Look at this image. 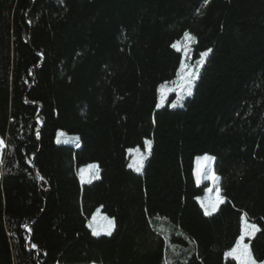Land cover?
<instances>
[{"label": "trees", "instance_id": "16d2710c", "mask_svg": "<svg viewBox=\"0 0 264 264\" xmlns=\"http://www.w3.org/2000/svg\"><path fill=\"white\" fill-rule=\"evenodd\" d=\"M187 32L211 51L182 106L157 109ZM145 139L139 174L127 152ZM0 140V264H166L167 239L189 247L178 264H237L242 215L264 262V0H0ZM205 154L225 199L212 216ZM91 163L100 178L81 185ZM97 208L111 236L88 229Z\"/></svg>", "mask_w": 264, "mask_h": 264}, {"label": "rangeland", "instance_id": "374dc122", "mask_svg": "<svg viewBox=\"0 0 264 264\" xmlns=\"http://www.w3.org/2000/svg\"><path fill=\"white\" fill-rule=\"evenodd\" d=\"M187 33H189V32H187ZM194 43H195V39L193 41H191L190 44L187 43L185 41V39H184V35L179 40H177L174 43L177 46L174 49H176V50L179 49L177 51H179L182 54V62L181 63H185L187 65L194 66L200 60L201 54L203 52L200 53L199 55H195L194 47H193ZM185 52H187V55L184 54ZM208 55H207V57H208ZM207 57L204 58V63L199 68V74H200V72H201V70H202V68H203V66H204V64L206 62ZM199 74H198V76H199ZM177 79H178V75H177L175 80L167 82V83H164L163 85H161L160 90H159V100H158V104L157 105L161 104V88L162 87L165 88V96H164V101L165 102L163 103L162 106L157 107V109H161V108H165V107H168L170 109H176V108H180L182 106V105H178L175 108L171 107V104L174 103L176 98H177V93L172 91V88L174 87V82ZM196 80L194 81V83L196 82ZM193 86H194V84H193ZM192 90H193V88H192ZM188 97H190V96H186L183 99L182 104ZM146 140L151 142V150H152V141L150 139H145L144 142H143V146L142 147L131 148L127 152L128 168L130 170L136 172V173H139V174L142 173L144 165H145V162H146L147 158L151 154V151H150V153H148V151L146 149V146H145V141ZM68 141H70V142H68ZM56 143L59 144V145L78 146L80 144V138L77 135H69V134H67V133H65L63 131H58L57 135H56ZM4 149H5V145L3 143V145L0 146V176L2 174V169L1 168H2L3 158H4L3 157ZM137 149L139 150V153L137 152ZM139 154H144L146 156V158L143 161L142 169L140 171H136L134 162L138 159ZM205 155H207V154H205ZM205 155H199V156L195 157V160H194V171H193V173H194L195 183H196V185L198 187H202V189H203L202 195L199 196L198 199H197V201L200 204V206H201V201H204L205 204H207L210 200L215 199V193H216L217 189L220 190V195L223 197L222 192H221L220 178L216 174L215 168H214L215 161H212L211 163H208L207 168H208L210 173L214 172L215 175L218 177V179L213 182L212 180L204 177V178L201 179V181L199 183H197V181H196V171H197V167H198V163H199V158L203 157ZM208 156H210V155H208ZM130 164H132L133 167H129ZM90 165H96L97 168L90 169L89 168ZM82 170H84L83 171V175H84V180L83 181L81 180V172H82ZM77 175H78V178H79V181H80L81 185L89 184V183L94 182V181H96V180H98L100 178V169H99V166L96 163H91V164L79 167L77 169ZM209 189H211L212 191L210 192ZM224 201H225V199H224ZM222 204L219 205V207H218V209L216 211H213L210 215H206V216H212V215L216 214ZM201 208H202V210L204 212V208L202 206H201ZM94 214H98L97 223H99V217L107 216L106 214H104L101 211L100 208H97L91 214V216L88 217L87 222H86L87 227H88L89 221H91L92 216ZM107 217H109V216H107ZM109 218H111V217H109ZM242 219H247L248 220L246 215H242ZM250 223H252V222H250ZM88 229L92 232V229H90L89 227H88ZM98 230L101 231V234L99 236H108V235L103 233L102 229L98 228ZM113 232H114V230H113ZM159 232H161L162 234L165 235L166 233H169L170 230H169V228H166V226L163 224V225H159ZM99 236H97V237H99ZM253 237H246L245 243H249L248 240L252 239ZM166 250L167 251H166V256H165V263L167 261L168 264H178V263H181L184 260L183 251L189 250V247L188 246H179L178 244L174 243L173 241L169 243V240L167 239ZM230 250H228V251H230ZM228 251L225 253V258L232 259L231 257L227 256ZM257 264H262V263H258L257 262Z\"/></svg>", "mask_w": 264, "mask_h": 264}, {"label": "snow or ice", "instance_id": "6c2138e0", "mask_svg": "<svg viewBox=\"0 0 264 264\" xmlns=\"http://www.w3.org/2000/svg\"><path fill=\"white\" fill-rule=\"evenodd\" d=\"M184 39L187 43L190 44L191 41L195 39L194 36H192L190 33L184 34ZM173 47H177L175 44ZM179 50V49H177ZM211 49L208 51H205L201 54L200 60L194 65H187L185 63H181L179 72H178V79L174 82V87L172 88V91L177 93V98L174 103L171 104V107L175 108L178 105H182V101L186 96L192 95V88L194 81L198 78L199 74V68L204 63V58L207 57ZM187 55V52L184 53ZM165 96V88H161V104L157 105V107H160L163 105ZM70 142V141H68ZM3 145V141L0 140V146ZM145 146L150 153L151 151V142L145 141ZM137 152L139 153V150L137 149ZM146 158L144 154H139L138 159L134 162L136 171H140L143 167V161ZM214 157L205 155L203 157L199 158V163L196 171V181L199 183L202 178L206 177L213 182L218 179V177L215 175L214 172H209L207 165L208 163H211L214 161ZM129 167H133L132 164L129 165ZM90 169L97 168L96 165H90ZM83 171L81 172V180H84ZM211 192L212 190L209 189ZM224 203V198L220 195V190L217 189L215 193V199L210 200L207 204H205L204 201H201V206L204 208L205 215H210L213 211H216L220 204ZM98 220V214H94L92 216L91 221H89L88 227L92 229V235L99 236L101 234V231L98 230V228L102 229L103 233L111 236L112 232L115 228V221L114 219H111L107 216L99 217V223H97ZM242 227H241V233L238 237V239L235 242L234 247L231 248L230 251H228L227 256L231 257L233 260L237 262V264H257L256 259L253 256V253L250 248L249 243H245L246 237H253L260 229L255 223H250L247 219H242ZM95 225V226H94ZM33 248L36 247L35 244L32 245ZM166 264L168 262L166 261ZM264 264V262H262Z\"/></svg>", "mask_w": 264, "mask_h": 264}]
</instances>
